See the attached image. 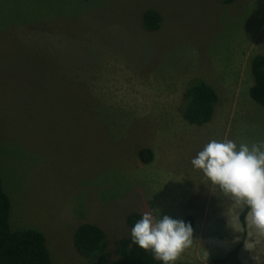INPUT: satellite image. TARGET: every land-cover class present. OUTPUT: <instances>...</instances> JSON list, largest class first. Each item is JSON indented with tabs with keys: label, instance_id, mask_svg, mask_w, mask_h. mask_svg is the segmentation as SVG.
<instances>
[{
	"label": "rangeland",
	"instance_id": "374dc122",
	"mask_svg": "<svg viewBox=\"0 0 264 264\" xmlns=\"http://www.w3.org/2000/svg\"><path fill=\"white\" fill-rule=\"evenodd\" d=\"M147 11L160 18L156 31L142 26ZM256 55L264 0H0L10 230L41 232L53 264H87L73 247L79 225L100 228L116 260L127 217L150 212L193 221L175 264H264L249 209L191 163L212 140H264V107L248 94ZM194 80L217 95L202 126L182 116Z\"/></svg>",
	"mask_w": 264,
	"mask_h": 264
},
{
	"label": "trees",
	"instance_id": "16d2710c",
	"mask_svg": "<svg viewBox=\"0 0 264 264\" xmlns=\"http://www.w3.org/2000/svg\"><path fill=\"white\" fill-rule=\"evenodd\" d=\"M222 4H230L234 0H219ZM160 18L155 12L147 11L142 17V26L147 31L159 28ZM250 72L253 85L250 87L249 98L258 106L264 107V56L256 55L250 61ZM182 116L189 124L202 126L211 120L217 102L216 93L204 82L192 81L183 94ZM148 149L138 152L142 163L152 160ZM10 201L0 181V264H53L46 246L44 235L34 229L10 230ZM243 213L239 220L244 223ZM139 214L129 215L126 226L131 230L141 219ZM186 224L193 226L191 218H184ZM73 247L87 264H163L156 260L151 251H145L134 244L131 234L116 242V260L111 259L107 252V241L103 231L93 224L79 225L72 237ZM134 246V247H133ZM188 264V263H178Z\"/></svg>",
	"mask_w": 264,
	"mask_h": 264
},
{
	"label": "clouds",
	"instance_id": "9594fccd",
	"mask_svg": "<svg viewBox=\"0 0 264 264\" xmlns=\"http://www.w3.org/2000/svg\"><path fill=\"white\" fill-rule=\"evenodd\" d=\"M235 203L246 206V221L264 236V140L239 146L232 140H212L191 160ZM131 239L163 264H175L193 242V229L183 220L144 213L131 229Z\"/></svg>",
	"mask_w": 264,
	"mask_h": 264
}]
</instances>
